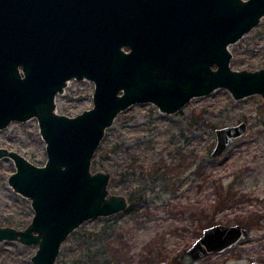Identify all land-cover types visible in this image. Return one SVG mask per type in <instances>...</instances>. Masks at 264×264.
I'll use <instances>...</instances> for the list:
<instances>
[{
	"label": "water",
	"instance_id": "95a60500",
	"mask_svg": "<svg viewBox=\"0 0 264 264\" xmlns=\"http://www.w3.org/2000/svg\"><path fill=\"white\" fill-rule=\"evenodd\" d=\"M263 17L264 0H0V130L37 118L47 153L40 166L0 148L16 166L9 185L34 210L23 229L0 225V242L37 246L33 264H57L76 228L128 207L125 195L111 193V174L91 166L108 128L132 105L174 114L220 88L236 100L264 98V67L234 69L230 50ZM74 78L94 82L93 107L60 114L57 95ZM247 132L245 121L217 128L211 155ZM249 235L239 224H216L188 253L223 252Z\"/></svg>",
	"mask_w": 264,
	"mask_h": 264
},
{
	"label": "rangeland",
	"instance_id": "374dc122",
	"mask_svg": "<svg viewBox=\"0 0 264 264\" xmlns=\"http://www.w3.org/2000/svg\"><path fill=\"white\" fill-rule=\"evenodd\" d=\"M234 69L264 67V17L230 45ZM95 84L71 79L57 95V111L76 116L93 107ZM245 121L246 136L218 157L216 129ZM0 148L36 165L47 161L37 118L0 130ZM91 169L111 174V193L128 198L114 215L86 220L62 245L57 264H251L264 263V98L240 100L220 88L193 98L174 114L137 103L108 128ZM10 157L0 158V225L25 228L31 199L14 191ZM239 224L250 235L233 249L194 259L188 249L205 228ZM7 243H15L12 246ZM37 246L0 242V264H33Z\"/></svg>",
	"mask_w": 264,
	"mask_h": 264
},
{
	"label": "trees",
	"instance_id": "16d2710c",
	"mask_svg": "<svg viewBox=\"0 0 264 264\" xmlns=\"http://www.w3.org/2000/svg\"><path fill=\"white\" fill-rule=\"evenodd\" d=\"M7 244H9V245H14V246H19L18 244H15V243H7Z\"/></svg>",
	"mask_w": 264,
	"mask_h": 264
},
{
	"label": "flooded vegetation",
	"instance_id": "af4514ba",
	"mask_svg": "<svg viewBox=\"0 0 264 264\" xmlns=\"http://www.w3.org/2000/svg\"><path fill=\"white\" fill-rule=\"evenodd\" d=\"M170 264V263H169Z\"/></svg>",
	"mask_w": 264,
	"mask_h": 264
}]
</instances>
